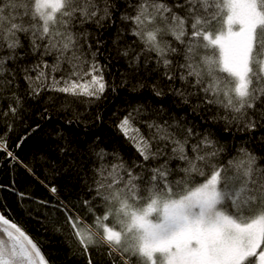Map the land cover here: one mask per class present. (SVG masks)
I'll return each instance as SVG.
<instances>
[{"label":"snow or ice","instance_id":"6c2138e0","mask_svg":"<svg viewBox=\"0 0 264 264\" xmlns=\"http://www.w3.org/2000/svg\"><path fill=\"white\" fill-rule=\"evenodd\" d=\"M113 26L129 70L120 86L142 70L159 73L193 111L217 109L212 119L224 131L264 127V0H0V101H7L0 118L17 116L26 98L42 93L92 103L115 92L97 35ZM125 36L132 44L120 47ZM21 79L26 97L18 93ZM153 88L163 95L159 84ZM143 116L133 108L116 125L138 158L91 150V198L80 203L92 223L70 201L55 205L88 264L90 247L106 249L108 264H264V155L255 139L233 146L225 160L229 149L211 132L159 113ZM0 151L17 160L3 137ZM0 264H50L3 212Z\"/></svg>","mask_w":264,"mask_h":264},{"label":"trees","instance_id":"16d2710c","mask_svg":"<svg viewBox=\"0 0 264 264\" xmlns=\"http://www.w3.org/2000/svg\"><path fill=\"white\" fill-rule=\"evenodd\" d=\"M97 35L104 41L99 60L101 64H108L105 78L117 85L115 92L109 90L101 100L92 103L85 97L77 101L64 94L42 93L38 100L26 98L17 116L10 114L7 118H0V137L7 140L8 151L17 158L13 160L6 152L0 151V212L22 226L38 242L50 264H88V256L83 254L72 236L62 210L55 205L70 201V207L75 205L74 211L85 216L86 209L80 202L91 198L85 180L93 174V148L118 151L126 160L136 157L134 148L116 127L119 118L133 108L142 109L143 119L159 113L169 122L195 124L201 132H211L228 147L225 160L234 154L231 151L233 146L249 144V137L256 141L252 147L264 155V145L259 142V137L264 136V127L251 133L238 132L235 126L229 132L224 131V122L212 119L217 109L193 111L192 104L182 103L159 73L142 70L135 74V79L120 86L121 73L129 70L127 60L118 54L117 46L112 42L116 27ZM125 42L132 44V38L123 37L120 47ZM133 46L139 48V44ZM19 84L18 93L26 97V83L21 79ZM138 84L143 87L133 88ZM154 84L161 86L162 96L155 95ZM66 99L72 100L70 106L65 105ZM6 107L7 101H0V109ZM142 131L147 130L142 127ZM62 149L67 151L62 152ZM51 186L57 188L55 194L49 191ZM20 193L26 195L21 197ZM41 200L49 203L41 205L38 203ZM102 212L103 209H97V215ZM85 219L92 223L90 215ZM105 251L89 248L93 264H108L107 256L101 254Z\"/></svg>","mask_w":264,"mask_h":264}]
</instances>
